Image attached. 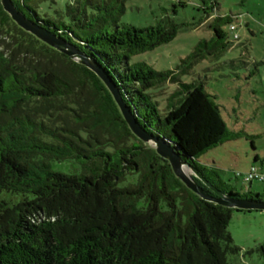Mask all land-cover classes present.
Listing matches in <instances>:
<instances>
[{
	"label": "trees",
	"instance_id": "obj_1",
	"mask_svg": "<svg viewBox=\"0 0 264 264\" xmlns=\"http://www.w3.org/2000/svg\"><path fill=\"white\" fill-rule=\"evenodd\" d=\"M12 1L96 58L140 123L214 186L264 200L252 182L239 191L198 161L241 135L230 132L203 84L181 80L205 57L206 42L176 71H159L130 59L172 41L179 24L122 23L128 0H67L65 8L59 0ZM236 17L209 19L224 37L221 25L232 30ZM170 83H178L171 95L178 99L161 108L156 96ZM234 210L247 211L190 190L131 131L99 76L18 26L0 0V264H230L228 254L240 250L228 229Z\"/></svg>",
	"mask_w": 264,
	"mask_h": 264
},
{
	"label": "rangeland",
	"instance_id": "obj_2",
	"mask_svg": "<svg viewBox=\"0 0 264 264\" xmlns=\"http://www.w3.org/2000/svg\"><path fill=\"white\" fill-rule=\"evenodd\" d=\"M59 2L65 8L67 0ZM208 14L212 18L236 15L232 24L237 29L222 24L225 36L219 37ZM168 21L179 24L177 36L169 43L133 55L130 62L145 61L159 71H176L199 42H206L199 49L205 57L190 72L181 74V80L203 84L220 106L230 132L241 135L210 149L198 161L231 187L244 191L248 183L237 174L264 161V0H128L121 17L122 23L136 27ZM177 88L178 83H170L167 93L159 92L156 100L161 108L165 102L177 101L178 96H171ZM53 167L61 168L59 163H53ZM250 187L254 192H263L264 182L254 180ZM228 229L240 249L228 254L229 263L263 264L264 211L234 210Z\"/></svg>",
	"mask_w": 264,
	"mask_h": 264
},
{
	"label": "water",
	"instance_id": "obj_3",
	"mask_svg": "<svg viewBox=\"0 0 264 264\" xmlns=\"http://www.w3.org/2000/svg\"><path fill=\"white\" fill-rule=\"evenodd\" d=\"M1 4L4 10L11 16L18 26L95 72L111 92L131 131L144 143L152 145L161 157L168 160L175 175L190 190L207 201H211L225 207L264 211V200L237 198L224 193L222 190L214 186L206 177H204L191 163L185 160L167 139L149 132L140 123L138 116L132 111L131 106H129L124 100L120 88L112 76L96 58L87 54L75 44L59 37L52 31L28 19L16 8L12 0H1ZM195 178L201 180V182L214 194L208 192L196 181Z\"/></svg>",
	"mask_w": 264,
	"mask_h": 264
},
{
	"label": "built area",
	"instance_id": "obj_4",
	"mask_svg": "<svg viewBox=\"0 0 264 264\" xmlns=\"http://www.w3.org/2000/svg\"><path fill=\"white\" fill-rule=\"evenodd\" d=\"M231 29L234 30L235 26L232 25ZM237 37V34L235 35ZM239 176L243 177L245 183L253 182L254 180L264 181V161L260 166L253 165L247 172L238 173Z\"/></svg>",
	"mask_w": 264,
	"mask_h": 264
},
{
	"label": "crops",
	"instance_id": "obj_5",
	"mask_svg": "<svg viewBox=\"0 0 264 264\" xmlns=\"http://www.w3.org/2000/svg\"><path fill=\"white\" fill-rule=\"evenodd\" d=\"M256 158H257V160H258L259 156L257 155Z\"/></svg>",
	"mask_w": 264,
	"mask_h": 264
}]
</instances>
